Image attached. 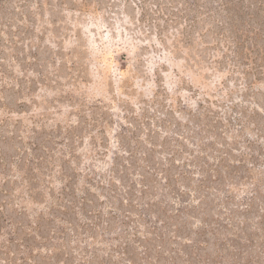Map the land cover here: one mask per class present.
I'll use <instances>...</instances> for the list:
<instances>
[{
    "label": "rangeland",
    "instance_id": "rangeland-1",
    "mask_svg": "<svg viewBox=\"0 0 264 264\" xmlns=\"http://www.w3.org/2000/svg\"><path fill=\"white\" fill-rule=\"evenodd\" d=\"M0 264H264V0H0Z\"/></svg>",
    "mask_w": 264,
    "mask_h": 264
},
{
    "label": "trees",
    "instance_id": "trees-1",
    "mask_svg": "<svg viewBox=\"0 0 264 264\" xmlns=\"http://www.w3.org/2000/svg\"><path fill=\"white\" fill-rule=\"evenodd\" d=\"M41 231V230H40ZM42 233H43V231H42Z\"/></svg>",
    "mask_w": 264,
    "mask_h": 264
}]
</instances>
